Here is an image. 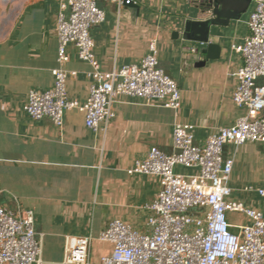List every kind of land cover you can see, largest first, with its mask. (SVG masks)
Listing matches in <instances>:
<instances>
[{"label": "crops", "instance_id": "1", "mask_svg": "<svg viewBox=\"0 0 264 264\" xmlns=\"http://www.w3.org/2000/svg\"><path fill=\"white\" fill-rule=\"evenodd\" d=\"M118 7L100 2L102 23L91 28L93 53L104 72L124 64L139 63L155 40L159 67L173 77L180 89L177 111L159 100L118 95L115 116L93 131L84 115L68 110L62 126L49 118L31 119L23 110L30 89L51 87V70L57 66L56 13L59 0H30L0 38V205L20 204L34 213V227L42 241L40 261L62 264L64 239L68 235L96 236L111 219H120L144 231L151 202L159 189L156 176L129 174L128 168L142 159L152 146L171 151L175 121L194 126V142L203 145L219 127L234 124L245 109L231 99L236 86L235 70L241 55L232 45L243 43L248 34L249 12L225 26H212L209 40L220 46L219 56L206 60L197 51L201 45L186 40V20H204L202 0H133ZM252 4V1L251 3ZM250 6V5H249ZM253 7V4H252ZM249 8V7H248ZM248 10V9H247ZM173 33L178 37L173 38ZM68 96L83 102L91 82L90 66L79 59L76 48L67 47ZM204 63H200L201 61ZM223 156L233 158L228 185L264 187V144H226ZM183 174L196 170L176 166ZM260 210L264 206H248ZM231 223V231L248 219ZM227 217V216H226Z\"/></svg>", "mask_w": 264, "mask_h": 264}, {"label": "built area", "instance_id": "2", "mask_svg": "<svg viewBox=\"0 0 264 264\" xmlns=\"http://www.w3.org/2000/svg\"><path fill=\"white\" fill-rule=\"evenodd\" d=\"M253 7L246 22L243 43L232 45L242 64L235 70L236 86L232 102L245 109L234 124L219 127L203 145L194 142V126L175 121L171 151L152 146L127 172L156 176L159 189L145 204L148 216L144 231L111 219L92 235H68L64 239L62 264H264V215L232 199L228 180L233 158L223 156L226 144H264V0H251ZM100 2L118 7L133 0H59L56 13V63L53 82L46 90L30 89L23 105L33 120L49 118L62 126L68 110L84 115V124L93 131L115 116L118 95L159 100L177 111L181 93L177 81L158 64L155 40L139 63L124 64L109 72L101 69L93 53L91 28L102 23L105 11ZM76 48L80 60L90 66L88 95L83 102L67 93V47ZM176 166L196 170L183 174ZM264 197V187H248ZM240 212L248 222L231 231L227 212ZM94 240L109 244L96 262L91 260ZM42 241L34 227V213L17 204L0 205V264H34L40 261Z\"/></svg>", "mask_w": 264, "mask_h": 264}, {"label": "water", "instance_id": "3", "mask_svg": "<svg viewBox=\"0 0 264 264\" xmlns=\"http://www.w3.org/2000/svg\"><path fill=\"white\" fill-rule=\"evenodd\" d=\"M251 0H202L201 14H209L204 20H186L184 23L182 37L186 40L201 45L197 48L202 54H206V60L215 59L219 56L220 46L209 40L212 26H225L230 20L239 19L245 13ZM129 5H134L131 2ZM173 38L178 37L173 33ZM205 60L200 63H204Z\"/></svg>", "mask_w": 264, "mask_h": 264}, {"label": "rangeland", "instance_id": "4", "mask_svg": "<svg viewBox=\"0 0 264 264\" xmlns=\"http://www.w3.org/2000/svg\"><path fill=\"white\" fill-rule=\"evenodd\" d=\"M30 0H0V38L7 33L15 19L17 18L22 6ZM252 10V4H250L247 12ZM234 186L233 196L242 199L248 206H264V199L258 198L254 195H249L243 192L239 185ZM227 219L229 222H239L243 218L239 213L227 212ZM109 244L106 242H101L94 240L91 244V260L96 262L98 258L109 250Z\"/></svg>", "mask_w": 264, "mask_h": 264}]
</instances>
